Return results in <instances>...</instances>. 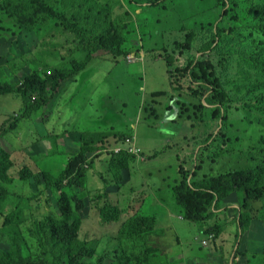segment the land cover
Masks as SVG:
<instances>
[{
	"label": "rangeland",
	"instance_id": "obj_1",
	"mask_svg": "<svg viewBox=\"0 0 264 264\" xmlns=\"http://www.w3.org/2000/svg\"><path fill=\"white\" fill-rule=\"evenodd\" d=\"M149 1L98 0V7L106 9L107 14L97 26L85 27L108 45H119L121 53H130L115 56L112 51L98 50L82 72L61 82L47 107L21 119L12 129H9V123L26 112L23 100L19 94L0 96V138L2 146L14 161L10 169L12 181L6 184L9 190L24 196L39 193L31 201L33 218H43L52 213L55 204L50 191H42L43 188L36 186L32 178L19 179L21 166L27 165L35 173L44 168L59 171L68 155L79 150L81 142L102 148L97 156L91 157L94 166H87L89 196L85 199V209L81 211V237L95 238L98 240L97 250H107L108 239L117 236L121 223L128 216L134 217L145 211L144 215L150 219V227L157 232L143 235L150 248L135 252L136 256L129 254L130 264H171L164 252L179 251L170 247L177 235L181 238L193 235L201 237L195 223L179 218V207L170 190L178 178L176 167L179 161L185 159L188 169L193 164L198 165L200 157L209 156L217 143L206 150L204 140L207 135L221 131L229 138L226 149L229 148L230 153L223 149L222 158L215 163L203 159L197 177L228 169L238 155L243 161L263 163L264 152L261 151L264 150V143L260 144L259 141L262 139L264 142V136L259 132L262 128L259 115L247 110L244 100L235 101L242 97L247 80L249 82L254 78L253 72L240 78L234 77L241 64L239 59L214 52L204 57H209L216 76L225 83L224 89L230 98L223 111L226 120L221 125L211 117V109H200L198 99L189 97L190 91L184 79L173 77L171 71L175 66L169 68L163 60L153 57L163 55L164 51L175 55L176 43H183L190 32L200 33L201 37L198 36L193 50L184 59L192 57L200 41L209 39L211 28L217 24L221 28L230 27L231 16H236L239 21L237 25L246 29L242 32L246 38L253 34L251 40H254L255 46L260 36L252 27L261 17L246 12L245 5L246 2H257L262 6L263 2L235 0L237 7L232 8L231 4H227L229 14L219 20L220 0H168L156 7H152ZM60 13L71 24L76 18L75 10ZM7 16L0 0L1 79L8 78L20 84L36 69L59 65L61 60L66 61L74 55L77 58L82 56L75 52L78 43L67 29L53 30L51 36L41 42L33 32L21 30ZM222 42H219V48ZM196 55L200 56L198 53ZM158 92L165 94L160 97L152 95ZM176 101L186 104L188 111L185 117L189 115L190 119L178 116L180 108ZM5 129L8 131L3 134ZM94 131L99 136L92 135ZM120 149L134 154L136 158L129 162L122 179L117 180L108 168V153ZM105 196L124 212L119 221H100L98 206ZM259 204L256 201L255 206L259 207ZM236 205L226 213L231 214L235 223H238L240 216L243 221L251 217L241 209L239 203ZM159 206L161 211L155 213V208ZM260 213L261 208L255 209L258 217L251 218L260 222ZM2 220L1 217L0 225ZM249 222L250 219L243 227L238 223V233L248 227ZM172 224L178 229H174ZM213 239L210 233L204 236L200 244L207 246ZM193 246L196 248V245ZM112 248L113 251L121 250L122 245L117 241Z\"/></svg>",
	"mask_w": 264,
	"mask_h": 264
},
{
	"label": "trees",
	"instance_id": "obj_2",
	"mask_svg": "<svg viewBox=\"0 0 264 264\" xmlns=\"http://www.w3.org/2000/svg\"><path fill=\"white\" fill-rule=\"evenodd\" d=\"M6 8L7 18L13 21L21 30H28L35 34L41 42L48 39L53 30L60 28L72 32L78 45L75 52L82 54L79 58L72 56L70 59L60 61L59 65L36 69L27 75L20 84L11 82L8 78H0V96L19 94L23 100L26 112L23 116L16 117L9 123V129L14 128L21 119L38 113L47 107L60 88L62 81L82 72L93 60L100 49L112 51L115 56L128 55L130 51L121 53L119 45H108L96 38L91 30L85 26H97L107 10L100 9L98 0H2ZM168 0H150L152 7L166 3ZM260 6L246 2V12L260 15L258 23L252 29L260 36V41L253 46V34L244 36L243 29L236 16H231L230 27L221 28L214 26L207 41H200L196 53L184 59L193 50L194 42L200 33L190 32L183 43H176L175 55L164 51L163 55L153 58L163 60L172 69L173 77L184 79L190 91L189 97L197 98L198 107L211 109V117L217 119L219 124L225 123L223 116L224 107L230 102L229 95L224 89L225 83L216 76L214 65L205 56L212 52L237 58L241 61L234 77L240 78L243 74L253 72V80L246 82L245 90L240 99L244 100L247 110L259 115L261 118L259 131L264 136V0ZM221 13L219 20L229 14L227 4L232 8L237 7L235 0H220ZM76 11V18L71 24L60 11ZM73 16V17H74ZM61 23V25H56ZM201 37V36H200ZM220 41L221 47H218ZM102 42V43H101ZM200 54L197 57L196 54ZM246 67V68H244ZM182 89V87H179ZM164 92L153 93L155 97L164 96ZM180 96V94H179ZM180 108L178 116L185 117L188 107L182 101H176ZM8 130H4L5 134ZM91 134V133H90ZM99 136V134L92 133ZM1 136V135H0ZM254 138H257L254 135ZM0 138V264H130V256L143 249H149V242L143 237L157 232L150 227L148 215L141 211L134 217L128 216L119 227L117 236L108 239L107 250L98 251V240L81 237L83 219L81 211L85 209L86 198L89 191L86 183L87 166H94L93 155L102 150L88 142H81L79 150L69 154L65 165L58 171H49L44 168L35 173L27 165L20 168V180L32 178L36 186L42 191H50L54 200V211L43 218H33L32 199L39 196L33 193L28 196L12 193L6 184L11 183L10 169L14 161L8 150L2 146ZM93 139V138H92ZM125 137L122 138L124 140ZM215 147L209 156L200 157L198 165L189 169L186 161H179L176 171L178 178L170 190L180 215L197 225L199 232L215 237L220 230L217 222L210 223L211 219L221 209V204L231 194H236L237 202L243 211L251 217L257 218L255 209L261 208L259 221L264 227V162L253 163L243 161L238 155L233 165L228 169L214 175L203 174L197 177L203 159L211 163L222 158V150L226 149L229 138L221 131L210 133L204 140L205 149ZM260 144L264 143L262 139ZM264 150L261 151V153ZM226 153H230L229 148ZM108 168L114 179L121 180L123 171L128 168L129 162L136 156L126 150L110 151ZM229 155V154H228ZM264 156V155H263ZM40 162V161H38ZM36 163V161H35ZM195 163V162H193ZM210 174V173H209ZM259 201V207L255 206ZM99 217L102 223L117 222L124 213L118 206L113 205L108 196L98 206ZM155 208V213L161 211ZM242 212H240L241 214ZM243 218L238 219L240 227L247 224ZM263 221V222H262ZM119 242L122 249L113 251L114 242ZM111 249V250H110ZM236 252H238L236 250ZM241 253V252H239ZM160 255V254H159ZM161 256V255H160ZM159 256V257H160Z\"/></svg>",
	"mask_w": 264,
	"mask_h": 264
},
{
	"label": "crops",
	"instance_id": "obj_3",
	"mask_svg": "<svg viewBox=\"0 0 264 264\" xmlns=\"http://www.w3.org/2000/svg\"><path fill=\"white\" fill-rule=\"evenodd\" d=\"M92 133H96V131ZM236 203L238 202L236 194L234 193L229 195L222 201L221 209H219L216 216H214V218L212 219H215L217 221L210 220V223H219L220 230L218 231L216 237L213 234L214 239L207 246L200 244V241L205 236V234L201 232H199L201 237H199L198 235H193L192 237L189 236L181 238L177 235L175 243L170 247L178 248L179 251L174 252L166 250L164 252V254H167L169 256L170 263L264 264V227L261 222L254 221V219L249 217L248 221L250 219V222L248 227H244L238 233V223H235L231 219V214H226L228 210H233L235 207H237ZM179 218L184 219L182 218V216ZM172 225L174 229H178L176 225ZM193 245H196V248H194ZM235 249L238 252H236Z\"/></svg>",
	"mask_w": 264,
	"mask_h": 264
},
{
	"label": "built area",
	"instance_id": "obj_4",
	"mask_svg": "<svg viewBox=\"0 0 264 264\" xmlns=\"http://www.w3.org/2000/svg\"><path fill=\"white\" fill-rule=\"evenodd\" d=\"M203 243H205V242L203 241Z\"/></svg>",
	"mask_w": 264,
	"mask_h": 264
}]
</instances>
